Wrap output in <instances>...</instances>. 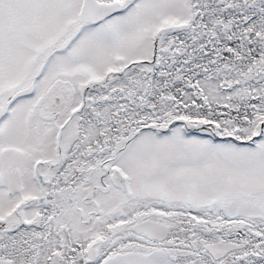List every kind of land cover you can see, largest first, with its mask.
<instances>
[{"label": "snow or ice", "instance_id": "obj_1", "mask_svg": "<svg viewBox=\"0 0 264 264\" xmlns=\"http://www.w3.org/2000/svg\"><path fill=\"white\" fill-rule=\"evenodd\" d=\"M0 264H264V0H0Z\"/></svg>", "mask_w": 264, "mask_h": 264}]
</instances>
